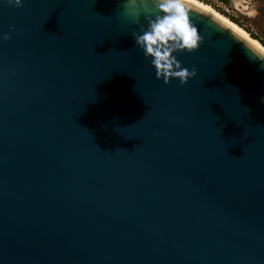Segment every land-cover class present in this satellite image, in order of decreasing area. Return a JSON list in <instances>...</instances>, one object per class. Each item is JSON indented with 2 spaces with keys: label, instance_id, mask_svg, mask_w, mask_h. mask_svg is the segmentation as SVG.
Segmentation results:
<instances>
[{
  "label": "water",
  "instance_id": "95a60500",
  "mask_svg": "<svg viewBox=\"0 0 264 264\" xmlns=\"http://www.w3.org/2000/svg\"><path fill=\"white\" fill-rule=\"evenodd\" d=\"M122 2L0 4V264H264V49L190 0L165 83Z\"/></svg>",
  "mask_w": 264,
  "mask_h": 264
},
{
  "label": "clouds",
  "instance_id": "9594fccd",
  "mask_svg": "<svg viewBox=\"0 0 264 264\" xmlns=\"http://www.w3.org/2000/svg\"><path fill=\"white\" fill-rule=\"evenodd\" d=\"M0 4L19 8L24 0H0ZM192 10L190 0L122 2L121 13L131 25L136 26L132 29L135 46L165 83L178 79L183 85L197 75L195 68L190 70L178 59L180 55L195 52L202 43L198 26L190 18ZM3 39H10V33H5ZM260 103L264 104V96L260 97Z\"/></svg>",
  "mask_w": 264,
  "mask_h": 264
},
{
  "label": "rangeland",
  "instance_id": "374dc122",
  "mask_svg": "<svg viewBox=\"0 0 264 264\" xmlns=\"http://www.w3.org/2000/svg\"><path fill=\"white\" fill-rule=\"evenodd\" d=\"M220 13L237 20L243 29L264 42V0H229L227 4L202 0ZM232 1H235L232 3Z\"/></svg>",
  "mask_w": 264,
  "mask_h": 264
},
{
  "label": "bare ground",
  "instance_id": "6f19581e",
  "mask_svg": "<svg viewBox=\"0 0 264 264\" xmlns=\"http://www.w3.org/2000/svg\"><path fill=\"white\" fill-rule=\"evenodd\" d=\"M196 2L201 3L202 5H204L205 7H207L208 9H210L211 11H213L214 13H216L217 15H219L220 17H222L223 19H225L226 21H228L229 23H231L233 26H235L236 28H238L239 30H241L242 32H244L246 35H248L253 41H255L260 47H262L264 49V46L255 38H253L245 29H243L240 25L236 24L234 21H232L231 19H229L227 16H225L224 14L220 13L218 10H216L213 6H211L210 4L202 1V0H196Z\"/></svg>",
  "mask_w": 264,
  "mask_h": 264
},
{
  "label": "trees",
  "instance_id": "16d2710c",
  "mask_svg": "<svg viewBox=\"0 0 264 264\" xmlns=\"http://www.w3.org/2000/svg\"><path fill=\"white\" fill-rule=\"evenodd\" d=\"M215 1H217V2H220V3H223V4H227L228 3V1L229 0H215ZM229 19H231L232 21H234L236 24H238V25H240L241 26V24L237 21V20H235V19H233L232 17H228ZM242 27V26H241ZM246 30V29H245ZM253 38H255V39H257L263 46H264V42L263 41H261V40H259V38H256L251 32H249L248 30H246Z\"/></svg>",
  "mask_w": 264,
  "mask_h": 264
},
{
  "label": "snow or ice",
  "instance_id": "6c2138e0",
  "mask_svg": "<svg viewBox=\"0 0 264 264\" xmlns=\"http://www.w3.org/2000/svg\"><path fill=\"white\" fill-rule=\"evenodd\" d=\"M192 2H193V3H195V2H196V0H192Z\"/></svg>",
  "mask_w": 264,
  "mask_h": 264
}]
</instances>
